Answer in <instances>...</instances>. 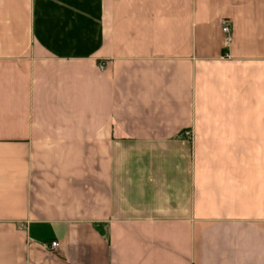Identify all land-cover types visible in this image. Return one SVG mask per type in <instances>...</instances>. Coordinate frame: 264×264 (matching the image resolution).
Wrapping results in <instances>:
<instances>
[{"label":"crops","instance_id":"1","mask_svg":"<svg viewBox=\"0 0 264 264\" xmlns=\"http://www.w3.org/2000/svg\"><path fill=\"white\" fill-rule=\"evenodd\" d=\"M0 264H264V0H0Z\"/></svg>","mask_w":264,"mask_h":264},{"label":"built area","instance_id":"2","mask_svg":"<svg viewBox=\"0 0 264 264\" xmlns=\"http://www.w3.org/2000/svg\"><path fill=\"white\" fill-rule=\"evenodd\" d=\"M222 30H223L224 34L226 35L227 42H231L232 41V29H231V26H230L228 21H224L223 26H222ZM186 135L190 136V132L187 131ZM59 247H60V245H59V242L57 240H53L50 243V248L54 251H58Z\"/></svg>","mask_w":264,"mask_h":264}]
</instances>
